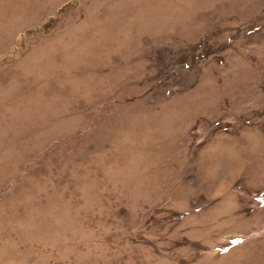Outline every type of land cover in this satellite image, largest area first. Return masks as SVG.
<instances>
[{
    "label": "rangeland",
    "instance_id": "obj_1",
    "mask_svg": "<svg viewBox=\"0 0 264 264\" xmlns=\"http://www.w3.org/2000/svg\"><path fill=\"white\" fill-rule=\"evenodd\" d=\"M0 264H264V0H0Z\"/></svg>",
    "mask_w": 264,
    "mask_h": 264
}]
</instances>
